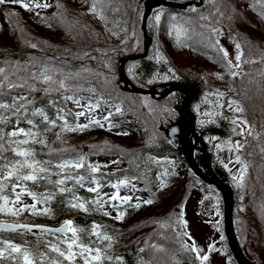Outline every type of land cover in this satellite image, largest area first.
<instances>
[{"label":"trees","instance_id":"obj_1","mask_svg":"<svg viewBox=\"0 0 264 264\" xmlns=\"http://www.w3.org/2000/svg\"><path fill=\"white\" fill-rule=\"evenodd\" d=\"M49 1V5L53 6L51 13L37 11L39 15L36 12L31 16L25 15L19 9H11L6 1L0 3V33L6 32L12 36L10 42L0 43V68L5 69L4 73H0V104L11 105L13 98H25L16 100L19 112L13 108H0V118H4L0 122V128L5 133L0 138V143H3V149L0 150V175L6 170L3 165L15 159H22L13 153V147L30 148L37 160L48 161L46 165H42L48 171L38 173L47 179L17 181L15 177H9L0 194L7 196L8 202L15 200L16 194L26 195L29 200L26 205H31L33 201L27 191L20 193V185L23 184L27 190L37 193L38 198L52 197L44 204L36 205L37 209L47 207L50 212L33 213L24 209L19 215H12L5 211L0 212V220L29 224L71 220L72 226L78 229V242L88 244L92 248L100 247L106 256L112 257L111 260L104 258L102 264H204L203 261H197L195 253L185 247L190 243L183 228L179 226L178 219L182 211L180 205H183L185 197H177V202L170 209L161 203L166 191L170 192L178 187L185 178L184 172L188 176L186 182H189V188L197 184L202 192L211 190L220 198L214 187L200 182L189 172L186 164L181 163L183 158L179 150L167 137L166 129L177 118L176 111L182 103L183 94L174 91L160 98L158 95L134 93L124 90L119 81L120 60L143 50L140 25L145 0H100L98 8L103 5L105 20L89 11L93 0ZM57 3L61 5L59 9L56 7ZM192 6L196 7V12L189 10ZM157 10H162L158 23L152 19ZM54 13L58 15L54 16ZM262 13L264 0H202L199 5L192 4L184 9L158 6L152 9L145 24L146 33L150 38L146 55L124 65L130 75L125 72L127 78L137 87H153L157 90L172 83L185 87L191 97L188 111H192L194 103L207 94L223 93L220 96V104L215 107L218 115L198 130L202 137H217L227 146H232L235 141L241 142L240 147L234 149L236 156L240 158L239 161L245 166L243 177L239 178L240 184L231 186V180L225 172L213 165L211 167L216 175L223 177L232 192L233 230L242 254L254 264H264ZM172 15L177 17L175 21L171 20ZM200 15L206 16L207 20L200 21ZM2 20L6 22V26H2ZM168 22L183 24L187 28L188 36H180L178 41L173 28L169 35V27L166 26ZM201 23L219 29L220 26L225 27L240 43L239 68L231 69L238 73L236 76H232L222 66L223 55L216 48L209 46V41L204 37L209 35L210 29L200 28ZM113 32L116 35H113ZM200 33H204V37ZM125 37L126 43L122 44L121 41ZM219 37L220 34L214 39H218L219 45L222 46ZM31 44H36V47H31ZM157 50L162 57L159 61L155 59ZM169 69L172 71L169 72ZM153 73L157 74L155 78ZM45 74L50 76L51 80L44 81ZM164 75H167L168 79H163ZM60 81L64 82L63 86ZM259 81L263 83V90L255 94ZM9 84L12 87H9ZM230 100L235 103L229 104ZM81 101L90 104L94 112L103 111L108 107L105 120L136 134L135 137L118 139L119 141L115 142L114 138L104 134L103 118L91 120H99L100 124H89L82 131L64 129L62 125L65 120L71 126L77 123L88 124L89 121L82 123L70 106ZM21 104L23 108L19 107ZM234 104L241 109L237 111V115L247 125L244 134L238 125L228 119L226 108ZM207 105L205 102V106ZM35 108L41 109L50 120H56L55 126L45 121L41 115L35 114ZM58 114L64 119H59ZM29 119L33 121L32 124L28 123ZM17 127L31 129L37 133L36 138L31 139L25 133L7 137L6 133ZM46 128L48 131H45ZM195 128L197 129L196 123ZM9 139L27 140V143L10 145L7 143ZM39 140H46V144L39 143ZM193 144L197 146V142L193 141ZM204 144L210 161L213 158L211 146L205 141ZM193 155L200 167V162L204 160L202 153L196 148ZM80 157H83L80 168L74 165H66L63 169L57 167L63 161H76ZM102 157L109 158L116 168L96 169L92 172L88 165H93L97 158ZM20 171L26 174L30 169L21 168ZM64 176H71L73 179H65L60 185H56L55 181ZM76 176H82L84 179L77 182L74 179ZM93 176L96 177V184H99V187L94 184L95 192L89 191L90 188L83 184L85 179H92ZM122 179L131 181L136 191H140L139 203L124 201L119 196L112 200V205H117L112 207L116 213L120 211L124 214L122 220H119L121 224L115 225L97 218L95 211L99 209L100 192ZM161 181L164 182L163 187ZM13 183L17 184L14 191ZM58 188H64L65 191H58ZM143 198L145 201L152 199V204L160 203L162 211L167 213L125 225L141 208L147 207V203L142 202ZM74 202H84L88 210L73 208L71 204ZM136 204H141V207L137 209ZM236 205H240L237 213L234 212ZM157 221L164 222L165 226H161ZM92 222L100 225L98 232L111 236V241L100 240L97 243V235L92 233ZM220 227L226 256L230 264H235L223 236L222 223ZM71 236L72 233L68 238ZM4 240L20 244L22 249L27 248L33 253L34 264H50L52 261H59V264H84L79 255L69 262L52 251V243H56L61 249H66L67 245L61 242L64 238H54L49 233L0 230V247H5ZM166 243L168 246L165 247ZM40 252L45 253L46 259L43 261L39 258ZM116 257L121 259L117 260ZM0 264H23V261L6 259L0 260ZM92 264L97 262L93 261Z\"/></svg>","mask_w":264,"mask_h":264},{"label":"rangeland","instance_id":"obj_2","mask_svg":"<svg viewBox=\"0 0 264 264\" xmlns=\"http://www.w3.org/2000/svg\"><path fill=\"white\" fill-rule=\"evenodd\" d=\"M8 2V6L11 7V9L16 10L19 9L21 10L25 15L31 16L33 13H36L37 11H40L41 13H51L53 11V6H50L46 9H34V10H25L22 8L19 4L10 2V0H5ZM28 0H25V3H27ZM40 2H46L50 3L49 0H40ZM74 5H72L73 7ZM66 14L64 13V16ZM2 26H6V22L2 20ZM172 25H179L181 26L182 29H187L184 27L183 24H176L171 22L166 23V26L170 28ZM165 26V27H166ZM173 31L176 34V28L173 27ZM4 31V30H3ZM251 32L252 30L249 29ZM220 41L222 42V47L228 51L229 58L233 60L234 63L235 61V47L234 43L238 42L237 39L231 35V33L223 26H220ZM187 37L186 33H182L181 37ZM262 38L264 39V35H261ZM230 37L232 39H230ZM12 39V36L10 37L6 32H1L0 33V43H5V42H10ZM124 72H126L129 75V71L124 69ZM126 75V74H125ZM130 76V75H129ZM127 77V76H126ZM120 81V80H119ZM130 81V80H129ZM131 82V81H130ZM123 84V83H122ZM262 81H259L257 85V91L255 94H259L262 92ZM164 88L160 87L156 91H162ZM205 102L208 103L207 106H205ZM221 102V97L217 94H207L204 98L201 100L197 101L193 105V110L189 111L191 114L194 115L195 119L194 122L196 123L197 129L202 126H205V124L212 122V120L218 115V111L216 110L215 107H217ZM71 108L76 112H83V115H80V121L82 123L94 120V119H102V122L104 124V131L108 137L114 138L115 142H118V139H132L135 137L136 134L128 132L127 129L119 127L116 123L111 124L110 122H107L105 120V117L108 116V107L104 109L103 111H97L94 112L93 107L84 102L81 101L78 104H70ZM181 106L178 107V111H176V115L178 118V113L179 109ZM238 108L237 105H229L226 110L228 114V119L230 122L236 124L239 126L240 131L244 134L246 130V123H244L237 115V111L235 109ZM176 118V120H177ZM175 120V121H176ZM174 121V122H175ZM243 122V123H242ZM172 124V123H171ZM111 125V127L109 126ZM169 126V125H168ZM126 133V134H125ZM156 138L158 137L157 135L155 136ZM214 136H208L205 135L203 137V141L207 142L210 146V152L213 154L212 160H210V166H214L216 169H220L221 171L225 172L231 180L229 183L231 186L235 187L236 183L233 181V177H237L239 179L238 171L240 170L241 161L236 160V154L234 149L236 148L237 144H241V142H234L232 146H227L219 140V138ZM194 145V144H193ZM219 145L220 147H217ZM196 149V148H195ZM109 161V162H108ZM184 164V161L181 162ZM94 166H98L97 169L99 170H112L113 168H116L115 163L110 161L109 158H97L93 162ZM225 165L227 167H225ZM200 168L203 169V160L200 162ZM212 168V167H211ZM184 179L178 184V187L173 188L170 192L166 191V194L164 195V198L161 199V203L166 204L167 208H171L172 206L175 205L177 202V197H180L183 195L185 197V200L183 202V217H180L178 219L179 226L183 231H188L189 233L193 234L196 236L198 239V243H195L196 245H201L203 247V252L202 254L207 255L208 259L203 261L204 264H230L229 258L226 256L225 250H224V245L221 241V215L223 213V208H222V202L219 201V197L217 194H214L211 192V190H208L207 192H202L199 185H192L190 188L187 186L186 179L187 175L184 172ZM121 181H124L122 179ZM127 183H121L119 186V189L117 191L116 188L113 186H108L104 188L100 192V198L98 200V207L99 209L95 211V216L97 218H100L104 221H107L109 223L115 224V225H120L121 221L116 220L115 216L117 215L116 211L112 208V200H109V197L117 194L121 199L125 196H131V202L132 203H139V196L137 195L136 192L131 190V187H129ZM83 184H85L88 188H93L94 183L92 182L91 178H87L83 181ZM188 187V188H187ZM168 198V199H167ZM221 202V203H220ZM27 204L29 203L28 197L26 195H21L20 194V200L15 201L11 200L8 202L9 205L12 207H19V204ZM179 207V205L177 206ZM177 207L175 209H177ZM161 209V204H148L147 207L141 208V210L138 212V214L130 219L125 225H132L135 221L138 220H145L149 217H153L154 215L157 214H166L167 212L164 210L160 212ZM240 209V205H236L235 207V213H237V210ZM159 210V211H158ZM110 213V215H104V212ZM170 211V210H169ZM180 219H183L186 221V225H183L180 223ZM63 220H59L56 222H50L46 223L48 225H58ZM177 231V230H176ZM182 231V230H181ZM53 235V234H52ZM71 235V232H67L65 236H63L64 239H69L68 237ZM54 238H56L55 235H53ZM62 238V239H63ZM194 242V241H193ZM189 245L192 244L191 240L188 239ZM212 244L213 248L212 250H209L208 245ZM164 246H168L167 243L164 244ZM170 248V247H168Z\"/></svg>","mask_w":264,"mask_h":264},{"label":"snow or ice","instance_id":"obj_3","mask_svg":"<svg viewBox=\"0 0 264 264\" xmlns=\"http://www.w3.org/2000/svg\"><path fill=\"white\" fill-rule=\"evenodd\" d=\"M5 2V0H0V3ZM10 2L19 4L22 8H24L25 10H34V9H46L48 7H50L51 5H49L46 2H40V0H28L27 3H25V0H10ZM98 3H100V0H93V3L89 9L90 12L96 13L99 15V18L101 20H105L106 17L103 14V5L101 4L100 7L98 8ZM56 7L59 9L61 7V5L59 3H57ZM192 12H196V7L192 6L189 9ZM161 12L162 10H157L154 14V17L152 19H154L157 23L160 21L161 19ZM37 15H39L40 13L37 12ZM14 15V13L12 14ZM54 16L58 15L57 13L53 14ZM262 15H264V13H262ZM177 19V17L175 15L171 16V20L175 21ZM191 18H189L190 20ZM200 21H204L207 20V17L204 15H200L199 17ZM63 22V21H62ZM51 25H49L50 27ZM175 27L176 28V35H177V39L179 41V37L181 36L182 33H186L187 29H182L181 26L179 25H172L169 28V35H171L172 33V28ZM200 28L202 29H210V33L207 37H204V33H200V35L204 38H206L209 41V46L216 48L218 52L222 53L223 55V67H225L232 76H236L238 73L237 72H233L231 71V69L233 67L235 68H239V62L241 61V45L238 42L233 41L234 43V47H235V61L236 63L233 62L232 59L229 58V53L226 49H224L222 46L219 45V40L218 39H214L215 37H217L220 33V29L217 27H213L209 24H204L201 23L199 25ZM113 35H116L115 32H113ZM230 39H232L230 37ZM127 37H125L124 40L121 41V43H126ZM31 47H36V44H31ZM155 59L157 61L161 60L162 57L159 53V51L157 50L156 54H155ZM106 66H108L106 64ZM5 69L4 68H0V73H4ZM172 70L169 69V72H171ZM156 73H153V77H156ZM163 79H168L167 75H164L162 77ZM223 78V77H220ZM7 79V77H5V80ZM43 80L44 81H49L51 80V77L48 75H43ZM151 82V80L149 81ZM63 81H60L61 86H63ZM9 87H12L11 84L8 85ZM217 95L222 96L223 93H217ZM17 99H25L24 97H19V98H13V102L11 105H8L6 103L4 104H0V108H13L16 109L17 112H19V108H17V104H16V100ZM235 103V101H229V104ZM20 108H23V104H21L19 106ZM35 114H39L43 117V119L45 121H47L49 124L55 126L56 124V120H50L49 117L39 108H35L34 110ZM165 111H171V109H165ZM235 111H241L240 108H236ZM83 112H79L76 113L77 116L83 115ZM58 118L63 120L64 117L62 115L58 114ZM4 118H0V122H2ZM107 119V117L105 118ZM19 122V121H17ZM29 124H32L33 121L32 120H28ZM100 124L99 120H95V121H89L88 124H75V126H71L69 125V123L65 120L64 124L62 125V127L68 131H76V130H83L84 128H87L89 126V124ZM243 123V122H242ZM103 126V125H101ZM111 127V125H109ZM45 131H48V129L46 128ZM173 132H175V129L172 130ZM17 133H25L26 136H28L31 139H35L37 136V133L32 132L31 129L29 130H25L24 128H20L17 127L12 131H8L6 133L7 137L11 138L13 136H16ZM126 134V133H125ZM5 135L4 131L2 128H0V138H2ZM57 139H59V133H57ZM213 139H215V137H213ZM41 144H46V140H39L38 141ZM8 144H25L27 143V140H12L9 139L7 141ZM217 147H220L219 145H217ZM237 148L240 147L239 144L236 145ZM3 149V143H0V150ZM13 153H16L19 157H21L22 159H15L13 162L8 163L3 165V167L6 169L3 172V175H0V190H2L5 185L8 183V178L9 177H15V180L17 181H38L40 179H47L46 176H39L38 173H45L48 171V169L46 167H43L42 165H46L48 163V161H39L35 158L34 156V152L32 149L28 148H16L13 147L12 148ZM239 156L236 157V160L239 161ZM83 163V157H80L78 160L76 161H63L61 163H59L57 165L58 168L63 169L66 165H74V167L76 168H80L82 166ZM241 167L240 170L238 171V175L239 177L242 179L243 177V169H244V164L243 162H240ZM88 167L91 169L92 172H95L98 166H94L92 164H89ZM225 167H227L225 165ZM21 168H28L30 169V171H28L26 174L21 173L20 169ZM65 179H73V177L71 176H64V177H60L55 181L56 185H60L62 183L63 180ZM74 179L77 182H80L84 179V177L82 176H76L74 177ZM233 181L236 184H240V180L237 179V177H233ZM92 182L94 184H96V177H92ZM121 183H127V181H119L117 182V184L113 185L114 188L119 189V186ZM164 186V182L161 181V187ZM17 187V184L13 183L12 184V188L13 191L15 190V188ZM96 187H99V184H96ZM96 187L90 188L88 189L89 191H96ZM58 191H65L64 188H58ZM27 191V195L30 196L32 198L33 203L31 205H26L23 203L19 204V207H12L11 205L8 204V197L5 195L0 194V212H9L12 215H19V213L21 211H23L24 209H28L30 212H41V213H46V212H50V209L47 207H43L40 209H37L36 205L37 203L39 204H44L46 200H51L52 197L51 196H47V197H40L38 198L37 193L31 191V190H27L23 184L20 185V193H23ZM118 198L117 194H114L112 196L109 197V200H115ZM124 201H128L131 200V196H125L122 198ZM20 200V194H16L15 195V201H19ZM146 203L148 204H152L153 200L152 199H148L146 201ZM71 206L73 208H80L81 210H85L87 211L88 209H86L85 207V203L84 202H74L71 204ZM112 207H117V205L113 204ZM135 207L137 209H139L141 207V204H136ZM180 208H183V205H180ZM104 215H110V213L108 212H104ZM123 213H121L120 211H117V215L115 216L116 220H122L123 218ZM180 217H183V212H180ZM157 223H161V226H165L164 222H160L157 221ZM180 223L183 225H186V221H184L183 219H180ZM39 228L41 229V231H47V232H51V233H65L67 231H70L72 233V236L70 239H64L63 241H61L63 244H66L67 247L66 249H61L60 247L57 246L56 243H52L50 244V247L52 249V251L56 252L59 254L60 257H63L65 260L72 262L76 259L77 255H79V257L83 260L84 264H92L93 261L97 262V264H102V261L104 258H107L108 260H111L112 257L111 256H106V254L102 251V249L100 247H96V248H92L89 247L88 244H85L83 242H78L79 237L77 235V231L78 229L76 227L72 226V221L71 220H64L61 225L58 228H47L44 225H30V224H15V223H9V224H5V223H0V229H27L30 230L31 228ZM92 233L97 235V243H99L100 240H107V241H111L112 237L107 235L106 233L104 234H100L98 232V229L101 227L100 225L96 224V222H92ZM185 235H187V233H185ZM221 239H223V237H221ZM3 244L5 245V247H0V260H6V259H11L13 261H16L17 259L22 260L23 264H34V260H33V253H31L27 248H23L20 244H15L12 243L9 240H4ZM75 246V249H74ZM109 247L111 246L110 244L108 245ZM154 247H157L154 245ZM185 247L190 250L191 252L195 253V259L197 261H205L208 259L207 255L202 254L201 250L197 247V245L195 244V242H193L190 246L189 245H185ZM209 250H212L213 245L209 244L208 245ZM85 253H88V255L86 256ZM94 253V254H93ZM16 254V255H13ZM39 258L41 261H43L44 259H46L45 253L40 252L39 253ZM117 260H120V257H116ZM50 264H59V261H52L50 262Z\"/></svg>","mask_w":264,"mask_h":264},{"label":"water","instance_id":"obj_4","mask_svg":"<svg viewBox=\"0 0 264 264\" xmlns=\"http://www.w3.org/2000/svg\"><path fill=\"white\" fill-rule=\"evenodd\" d=\"M202 2V0H199L198 3L195 2H185V3H174L170 1L165 0H145L143 2V12L141 17V25L140 29L142 32V43H143V50L141 53L132 54L127 57H124L120 60L118 65V76L121 83H123L124 90L131 91L134 93L139 94H145V95H158L160 98L164 97L165 95L178 91L183 94V100L181 103V107L179 109L178 118L175 122L170 124L167 127V137L169 138L170 142L179 150L181 153L183 160L185 161L189 171L194 175L196 179L201 181L202 183L208 184L213 186L218 193L220 194L221 201H222V225H223V234L226 240L227 248L232 256V259L236 264H254L253 262L249 261L244 257L242 254L234 231L232 227V219H231V211L233 207V198H232V192L229 189V187L225 184L222 178L218 177L212 170L210 166L209 157L206 152L205 144L203 142L201 133L199 130L195 129L194 127V115L191 114L188 109L191 102V97L189 92L180 84L172 83L167 87H163L164 89L162 91H156L155 88H140L135 85H133L129 79L126 77L124 72V65L128 61H132L138 58H142L146 55L149 45H150V38L148 37L146 30H145V24L147 17L149 16L152 9L158 7V6H166V7H175L179 9H184L186 6L189 5H199ZM175 129V132L172 130ZM192 139H195L198 143V149L202 153L204 157L203 161V169H200L199 166L196 164L194 156H193V149L194 146L192 144ZM0 223H15V224H29V223H16V222H6V221H0ZM30 225H40V224H30ZM44 225V224H41ZM61 225V223L57 226H50V225H44L47 228H58ZM2 231H17V230H27V229H0ZM27 231H41L39 228H31ZM49 234H55L59 236H63L65 233H51L47 231H42ZM187 233V237L191 240L197 241V238L185 231ZM197 247L201 250H203V247L201 245H197Z\"/></svg>","mask_w":264,"mask_h":264}]
</instances>
